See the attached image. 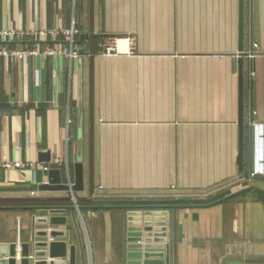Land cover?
Wrapping results in <instances>:
<instances>
[{"label":"crops","instance_id":"1","mask_svg":"<svg viewBox=\"0 0 264 264\" xmlns=\"http://www.w3.org/2000/svg\"><path fill=\"white\" fill-rule=\"evenodd\" d=\"M4 27H73L80 56H0V251L47 229L66 233L46 240L67 243L59 254L75 245L76 264H124L122 206L209 204L264 188V0H244L242 50L240 0H0ZM108 36L134 52L100 54ZM77 163L82 189H28L51 169L73 186ZM73 197L80 213L50 211ZM134 212L141 243L170 242L171 264H264V205L253 192L179 208L176 242L173 210ZM53 217L66 222L37 221Z\"/></svg>","mask_w":264,"mask_h":264},{"label":"water","instance_id":"2","mask_svg":"<svg viewBox=\"0 0 264 264\" xmlns=\"http://www.w3.org/2000/svg\"><path fill=\"white\" fill-rule=\"evenodd\" d=\"M243 38H244V0H240V49H243ZM243 81V76L241 73V83ZM244 122V107H243V93H241V111H240V124L243 126ZM243 144L241 141L240 150L238 155V162L240 166L243 164ZM59 174V175H58ZM61 170L51 169L49 172V181L41 186L33 185L28 187L29 190H53V191H75L82 189V172H81V163L76 165V183L73 186L66 184L63 180V177L60 176ZM81 186V187H80ZM246 192H253L256 194L258 199L264 205V188L256 185H251L245 187L237 192L229 194L225 197H222L209 204H200V205H146V206H122L124 208H130L128 214V238L126 244V258L124 264H171L170 257V242L161 240L160 237L155 238V243H141L142 237L136 235V227L134 226L135 212L136 209H161L166 211L173 210L174 213V242H176V215L179 208H196V207H210L217 204H220L226 200H229L237 195H241ZM51 208V209H50ZM51 212H65L70 210L73 215H76V212L81 211V207L68 206V207H50ZM150 213V211H148ZM50 220V221H49ZM163 219H161L162 221ZM39 223H65V217H53L52 219L48 218H39L37 220ZM164 230V229H163ZM131 232V234L129 233ZM66 236L65 232H59L55 230L48 231L47 229H38L34 230L30 240L20 243L11 244L8 249L0 251V264H58V259L60 256L67 257V250L63 254H59L56 251L57 246L65 247L67 246L66 242H52L49 243L46 239L48 236ZM162 236H165L162 233ZM67 249V247H66ZM83 250V248H82ZM175 251V246H174ZM33 255V258L30 259L29 256ZM175 255V254H174ZM69 264H76V246H70V253L68 255ZM20 257V260H18ZM61 257V258H62ZM175 261V256H174ZM175 264V262H174Z\"/></svg>","mask_w":264,"mask_h":264},{"label":"built area","instance_id":"3","mask_svg":"<svg viewBox=\"0 0 264 264\" xmlns=\"http://www.w3.org/2000/svg\"><path fill=\"white\" fill-rule=\"evenodd\" d=\"M75 28H36V29H15L13 27L0 28V56L11 58H23L27 55H50V56H68L71 58H77L80 56V46L77 44ZM25 39L33 41V46L29 48H17L12 44ZM49 40L55 44H49ZM118 38L108 36L100 41V54L102 55H114L118 53H133L132 45H128L125 51L121 50L118 45ZM131 42V39L128 38ZM46 41V42H43ZM46 45L40 51V43ZM129 42V43H130ZM257 48V45H255ZM255 52L250 51L249 55H253ZM90 53H88L89 55ZM70 122V120H68ZM54 164L61 166L62 159L56 158L53 161ZM48 169V166L44 167ZM256 173L251 174V178L256 177ZM74 205L78 207V203L75 197H73ZM30 259L33 255L29 256ZM20 260V257H18Z\"/></svg>","mask_w":264,"mask_h":264},{"label":"rangeland","instance_id":"4","mask_svg":"<svg viewBox=\"0 0 264 264\" xmlns=\"http://www.w3.org/2000/svg\"><path fill=\"white\" fill-rule=\"evenodd\" d=\"M128 217H129L128 215H127V216H125V220H127V219H128Z\"/></svg>","mask_w":264,"mask_h":264}]
</instances>
